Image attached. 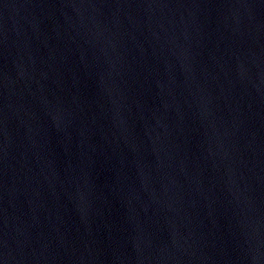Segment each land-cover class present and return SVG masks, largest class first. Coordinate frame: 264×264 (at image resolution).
I'll list each match as a JSON object with an SVG mask.
<instances>
[{"label": "water", "instance_id": "water-1", "mask_svg": "<svg viewBox=\"0 0 264 264\" xmlns=\"http://www.w3.org/2000/svg\"><path fill=\"white\" fill-rule=\"evenodd\" d=\"M0 264H264V0H0Z\"/></svg>", "mask_w": 264, "mask_h": 264}]
</instances>
